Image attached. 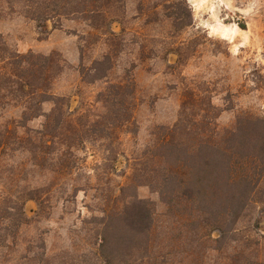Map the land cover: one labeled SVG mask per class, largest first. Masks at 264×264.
<instances>
[{
	"label": "rangeland",
	"instance_id": "1",
	"mask_svg": "<svg viewBox=\"0 0 264 264\" xmlns=\"http://www.w3.org/2000/svg\"><path fill=\"white\" fill-rule=\"evenodd\" d=\"M84 1L71 0L69 10L77 13L44 25L32 19L35 3L0 0V35L21 55H60L64 71L51 94L65 98L72 120L104 115L100 94L133 79L132 124L110 140H84L70 171L60 143L46 162L36 159L40 139L33 131H43L56 106L50 101L44 116L27 124L33 145L15 139L0 149V264H103V257L122 264H262L263 191L250 197L231 237L219 241L216 232L202 243L192 228L181 234L159 193L133 176L157 130L177 125L188 94L198 101L194 112L220 131L234 129L242 115L264 118V0H123L122 9L106 11L114 25L100 31L82 13ZM109 54L108 77L89 84L94 62ZM22 114L16 105L1 108L0 129L12 128ZM133 197L151 202L154 227L139 208L119 214Z\"/></svg>",
	"mask_w": 264,
	"mask_h": 264
},
{
	"label": "trees",
	"instance_id": "2",
	"mask_svg": "<svg viewBox=\"0 0 264 264\" xmlns=\"http://www.w3.org/2000/svg\"><path fill=\"white\" fill-rule=\"evenodd\" d=\"M70 1L20 0L35 3L32 19L44 25L58 17L77 13L69 10ZM85 2L82 13L96 31L114 25L113 20L108 24L107 10L116 5L123 8V0ZM239 26L246 30L245 24ZM112 37L116 38L113 32ZM111 61L112 55L109 54L94 62L96 75L89 84L108 77L107 72L112 70L109 67ZM98 66L104 68V75H99ZM63 71L64 61L59 54L21 55L12 51L0 35V109L9 105L23 108L21 120L15 121L10 129H0V149L6 152L14 145L15 139L22 146L30 147L36 136L40 139L36 159L42 158L46 162L47 156H51L56 144L60 143L67 149L71 161L67 167L72 171L76 164L73 151L84 140L93 141V137L110 140L117 137L126 125L132 124L136 84L133 79L127 83L109 84L99 96L104 115L79 116L72 120L71 114L64 110L69 106L65 98H55L51 94ZM188 96L177 125L160 127L153 147L141 155L133 183L139 181L140 185L150 186L159 193L167 206L165 216L170 217L172 225L179 227L181 234L186 235L192 228L199 242H210L216 232L220 234L219 241H225L236 232L235 226L250 197L264 192V118L242 115L234 129L220 131L207 116L194 112L198 101L193 94ZM50 101H54L56 106L46 116L43 131H33L35 136L31 135L28 122L44 116L43 105ZM19 129L25 131L24 136H18ZM227 196L230 197L225 204H220V200ZM29 199L39 203L40 207L44 205L40 196H30ZM131 199L119 214L128 207L139 208L148 213L151 228L154 227L151 202L136 197ZM150 230L148 235L145 232V239L150 238ZM108 243L107 237L103 236V250L109 247ZM102 262L122 264L111 257H103Z\"/></svg>",
	"mask_w": 264,
	"mask_h": 264
}]
</instances>
